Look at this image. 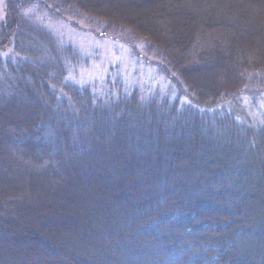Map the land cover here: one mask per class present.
Segmentation results:
<instances>
[{
	"label": "trees",
	"instance_id": "trees-1",
	"mask_svg": "<svg viewBox=\"0 0 264 264\" xmlns=\"http://www.w3.org/2000/svg\"><path fill=\"white\" fill-rule=\"evenodd\" d=\"M6 1L0 264H264V118L238 102L264 71V1ZM32 5L142 38L179 94L69 82L78 53Z\"/></svg>",
	"mask_w": 264,
	"mask_h": 264
},
{
	"label": "rangeland",
	"instance_id": "rangeland-1",
	"mask_svg": "<svg viewBox=\"0 0 264 264\" xmlns=\"http://www.w3.org/2000/svg\"><path fill=\"white\" fill-rule=\"evenodd\" d=\"M17 1L23 3L28 0ZM6 2L0 0V26L6 17ZM25 14L35 18L57 42H61L60 47L69 44L78 53L79 57L75 62L68 60L67 57L66 79L69 82L79 86L96 85L102 96L109 88L112 89L115 83L123 87L126 92L138 91L141 99L152 95L165 96L169 92L174 95L173 98H176L179 94L180 88L177 87L178 81L174 75L176 73L163 65V59L155 49L147 47L149 45L145 40L136 37L128 30L107 29L101 21L90 18L82 19L78 26L56 21L39 12L37 5L28 7ZM91 28L97 31H92ZM101 29L106 30L104 36L99 35ZM156 56L160 60H157ZM253 83L255 88L244 92L243 98L238 100L240 107L247 112L246 118L250 117L252 124L255 120L264 118V71L253 75ZM117 89L118 86L114 92ZM63 95L67 96L61 93L60 97L62 98ZM19 246L21 248L22 245ZM34 257L28 256V259L33 260Z\"/></svg>",
	"mask_w": 264,
	"mask_h": 264
}]
</instances>
